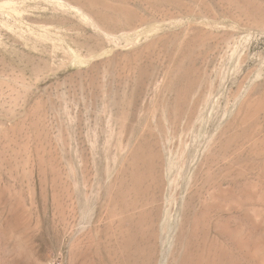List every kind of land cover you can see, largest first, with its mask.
<instances>
[{
	"label": "rangeland",
	"instance_id": "rangeland-1",
	"mask_svg": "<svg viewBox=\"0 0 264 264\" xmlns=\"http://www.w3.org/2000/svg\"><path fill=\"white\" fill-rule=\"evenodd\" d=\"M161 176L159 261L264 264V0H0V264H124Z\"/></svg>",
	"mask_w": 264,
	"mask_h": 264
},
{
	"label": "bare ground",
	"instance_id": "bare-ground-1",
	"mask_svg": "<svg viewBox=\"0 0 264 264\" xmlns=\"http://www.w3.org/2000/svg\"><path fill=\"white\" fill-rule=\"evenodd\" d=\"M235 181L236 179H221L219 184L229 183L232 186ZM163 185L161 176L156 189L159 193L158 196L151 201L141 203V197L138 195L131 206L122 209L123 224H126V227L121 236L120 250L124 253V264L132 262L134 264H165L158 260L159 254L165 255L166 259L169 255L168 248L164 249V246L168 244V238L165 235L169 232L170 227L165 224V210L162 206ZM194 200V196H191L184 208L188 225L191 223L189 215L193 210ZM149 205L151 206L149 207ZM217 249L218 247L208 245L205 238L202 239L196 230L182 227L177 239L178 251L173 254L174 263L224 264V260H221L222 253L219 250L215 252Z\"/></svg>",
	"mask_w": 264,
	"mask_h": 264
}]
</instances>
